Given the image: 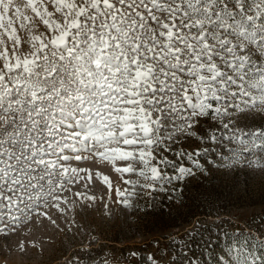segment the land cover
Here are the masks:
<instances>
[{
	"label": "snow or ice",
	"instance_id": "obj_1",
	"mask_svg": "<svg viewBox=\"0 0 264 264\" xmlns=\"http://www.w3.org/2000/svg\"><path fill=\"white\" fill-rule=\"evenodd\" d=\"M262 20L264 0H0L5 228L41 207L62 211L66 185L84 179L85 170L71 167L70 159L94 158L122 174L137 170L116 161L138 160V175L155 181L163 175L159 164H166L155 153L165 141L199 133L209 113L222 120L230 109L255 107V97L251 105L244 100L250 89L259 90L264 106ZM252 136L253 147H262L255 138L264 140V131ZM102 182L111 189L107 176ZM122 203L128 206L127 199Z\"/></svg>",
	"mask_w": 264,
	"mask_h": 264
},
{
	"label": "rangeland",
	"instance_id": "obj_2",
	"mask_svg": "<svg viewBox=\"0 0 264 264\" xmlns=\"http://www.w3.org/2000/svg\"><path fill=\"white\" fill-rule=\"evenodd\" d=\"M38 31H45L43 25ZM19 35L25 38L23 31ZM7 46L11 55V45ZM29 48L24 44L22 51ZM259 95L258 89H250L244 100L251 105L250 97H255V107H243L237 98L235 103L243 111L230 109L222 120L209 113L201 118L199 133H177L165 141L155 153L166 161L159 164L163 175L155 181L138 175V160L116 161V167L132 163L137 170L122 174L112 164L94 158L70 159L71 167L85 170L80 173L84 179L66 185L61 195L67 204L60 205L62 211L49 205L6 228L7 217L0 221L4 229L0 232V264H264V140L256 137L255 143L262 147H253L252 136L264 131ZM223 123H229V129ZM164 127L171 131V121L166 119ZM176 167L190 174L180 176ZM103 176L109 178L111 189L102 182ZM117 189L131 195L117 196ZM76 193L82 196L77 198ZM124 199L128 206L122 203ZM171 200L179 205L198 202L203 215L188 223L173 220L177 211ZM161 211L171 218L165 222L170 226L161 233L144 232L145 221ZM38 213H47V217Z\"/></svg>",
	"mask_w": 264,
	"mask_h": 264
},
{
	"label": "trees",
	"instance_id": "obj_3",
	"mask_svg": "<svg viewBox=\"0 0 264 264\" xmlns=\"http://www.w3.org/2000/svg\"><path fill=\"white\" fill-rule=\"evenodd\" d=\"M199 187H200V185H198L197 187H194V188L195 189H199ZM165 203L166 202H164L163 198H162L161 205L165 206ZM170 205L172 206V208L174 210L177 211L175 213V215H174V219L173 220H178L179 219L181 222L188 223L193 218H195V217H197L199 215H203L202 214V208L199 206L198 202H195V201L193 203H191L190 200H189L188 203L185 202L184 204L179 205V202L177 200L176 201L175 200H171L170 201ZM169 219H171V218H169V217L165 218L163 211H161L158 214H153L152 218L148 219V221H145L144 232L149 233V234L154 233V232L161 233L163 230L166 229L167 226H170L169 223H165L166 220H169ZM152 223H154V224H152ZM168 228H170V227H168ZM159 238H162V237H159ZM168 238H166V239H168ZM153 240H156L158 242V244H159V239L158 238L153 239ZM176 242L179 243V240H176ZM165 245H167V244H165ZM178 246H179V248H181V244H178Z\"/></svg>",
	"mask_w": 264,
	"mask_h": 264
}]
</instances>
